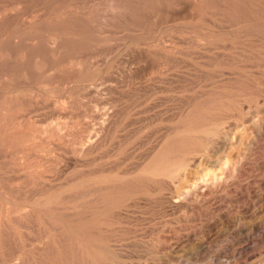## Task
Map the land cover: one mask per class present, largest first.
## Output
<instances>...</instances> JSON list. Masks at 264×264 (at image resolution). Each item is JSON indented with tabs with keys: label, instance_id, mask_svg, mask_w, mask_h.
Returning <instances> with one entry per match:
<instances>
[{
	"label": "rangeland",
	"instance_id": "374dc122",
	"mask_svg": "<svg viewBox=\"0 0 264 264\" xmlns=\"http://www.w3.org/2000/svg\"><path fill=\"white\" fill-rule=\"evenodd\" d=\"M0 264H264V0H0Z\"/></svg>",
	"mask_w": 264,
	"mask_h": 264
},
{
	"label": "bare ground",
	"instance_id": "6f19581e",
	"mask_svg": "<svg viewBox=\"0 0 264 264\" xmlns=\"http://www.w3.org/2000/svg\"><path fill=\"white\" fill-rule=\"evenodd\" d=\"M188 120V119H187ZM195 122V121H194ZM182 124V123H181ZM181 127V126H180ZM183 127V126H182ZM192 129V128H191ZM194 130V129H193ZM195 137V136H194ZM178 139V138H177ZM96 144V143H95ZM185 144V143H184ZM177 147H179V145L177 146ZM182 147V146H181ZM171 148V147H170ZM193 148V147H192ZM191 148V149H192ZM176 149V148H175ZM174 149V150H175ZM90 150V149H89ZM176 151V150H175ZM179 152V149H177V153ZM189 152V151H188ZM174 157V156H173ZM179 157V156H178ZM159 162V161H158ZM177 162V161H176ZM184 162V161H183ZM185 163V162H184ZM186 165V164H185ZM184 165V166H185ZM179 166V165H178ZM177 167V166H176ZM179 167H181V166H179ZM153 169H151L150 171H151V173H153V174H158V175H162L163 173H165L166 171H168V169H167V167H165L163 164L162 165H159V163H156V166L155 167H152ZM176 169H178V168H176ZM170 170V169H169ZM170 171H174V169L172 170H170ZM170 171H168V172H170ZM185 171V170H184ZM171 173V172H170ZM169 173V174H170ZM180 174V173H179ZM214 178H212V182H204V185L202 186H196V183L195 184H193V185H195V186H191L190 187V189H189V187H187V190H186V198H190L192 195H194V197L195 196H202V194H204L205 192L207 193L208 191L210 192V191H212V188L214 189V188H216V187H214L215 186V184H217V183H219L221 180H220V178L219 177H215V176H213ZM219 178V179H218ZM185 179V178H184ZM193 179V178H192ZM189 181V180H188ZM190 183V182H189ZM198 185V184H197ZM99 186V185H98ZM189 186V185H188ZM213 186V187H212ZM107 187V186H106ZM181 187V186H180ZM219 188V187H218ZM94 190V189H93ZM177 190V189H176ZM182 190V189H181ZM95 191V190H94ZM99 192V191H98ZM97 192V193H98ZM180 192V191H179ZM179 192H177V193H179ZM102 193V192H101ZM180 194V193H179ZM100 195V194H99ZM178 195V194H177ZM204 196H205V194H204ZM194 197H192V198H194ZM174 198H176V197H174ZM182 198V197H181ZM199 198V197H198ZM195 199V198H194ZM173 200V199H172ZM178 200V199H177ZM174 201V200H173ZM180 201V200H179ZM102 203V202H101ZM70 222V221H69ZM75 225V224H74ZM77 226H79V227H84V225H86V221H83V220H80L79 221V223H77L76 224ZM67 228L68 229H70V227H68L67 226ZM62 229H63V227H62ZM81 230H79V232H80ZM64 233V232H63ZM64 235V234H63ZM65 238H66V236H65ZM69 239V237L67 238V240ZM66 240V241H67ZM64 243H66V242H64ZM75 243V242H74ZM61 245H62V242H61ZM83 246H85V245H83ZM88 246V245H87ZM75 247H76V245H75ZM73 248V247H72ZM66 250V249H65ZM84 250V249H83ZM68 251V250H67ZM66 251V252H67ZM77 251V250H76ZM81 251V250H80ZM84 252V251H83ZM85 253L86 254H88L89 253V251L88 250H85ZM67 255V254H66ZM84 255V254H83ZM70 256V255H69ZM85 257V256H84ZM69 258V257H68Z\"/></svg>",
	"mask_w": 264,
	"mask_h": 264
}]
</instances>
